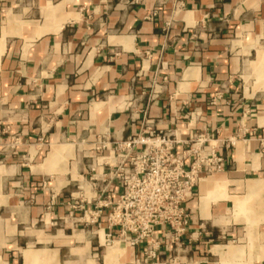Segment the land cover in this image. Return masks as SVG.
Returning a JSON list of instances; mask_svg holds the SVG:
<instances>
[{"label":"crops","instance_id":"obj_1","mask_svg":"<svg viewBox=\"0 0 264 264\" xmlns=\"http://www.w3.org/2000/svg\"><path fill=\"white\" fill-rule=\"evenodd\" d=\"M147 123L233 139L155 261L264 264V0H0V264H150L68 205L97 138Z\"/></svg>","mask_w":264,"mask_h":264},{"label":"built area","instance_id":"obj_2","mask_svg":"<svg viewBox=\"0 0 264 264\" xmlns=\"http://www.w3.org/2000/svg\"><path fill=\"white\" fill-rule=\"evenodd\" d=\"M232 143L206 129L190 127L181 138L150 123L124 139L99 136L87 155L89 170L70 195V211H80L85 224L104 219L107 229L116 230L115 239L126 244L145 243L150 264H170L155 261L161 246H180L189 219L185 203L204 177L223 171L220 149ZM157 228L163 229V240L154 236ZM112 234L104 235L103 246L112 245Z\"/></svg>","mask_w":264,"mask_h":264}]
</instances>
